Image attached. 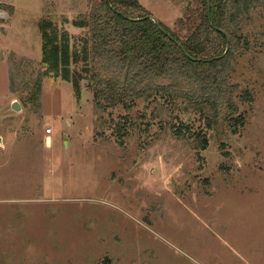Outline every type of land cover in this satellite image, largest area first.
<instances>
[{
  "label": "rangeland",
  "instance_id": "374dc122",
  "mask_svg": "<svg viewBox=\"0 0 264 264\" xmlns=\"http://www.w3.org/2000/svg\"><path fill=\"white\" fill-rule=\"evenodd\" d=\"M137 1L183 36L192 0ZM89 5L0 0V264H264V0L239 2L217 118L43 76L41 24L79 48Z\"/></svg>",
  "mask_w": 264,
  "mask_h": 264
},
{
  "label": "trees",
  "instance_id": "16d2710c",
  "mask_svg": "<svg viewBox=\"0 0 264 264\" xmlns=\"http://www.w3.org/2000/svg\"><path fill=\"white\" fill-rule=\"evenodd\" d=\"M239 2L192 0L177 21L182 36L158 22L159 30L137 0H90L86 17L76 25L88 32L79 48L70 49L66 35L58 37L41 24L43 76L69 82L75 93L84 81L94 100L108 107L127 108L160 95L217 118L231 96L227 75L240 39ZM226 36L229 49L216 60L225 50ZM117 131H123L119 124Z\"/></svg>",
  "mask_w": 264,
  "mask_h": 264
},
{
  "label": "water",
  "instance_id": "95a60500",
  "mask_svg": "<svg viewBox=\"0 0 264 264\" xmlns=\"http://www.w3.org/2000/svg\"><path fill=\"white\" fill-rule=\"evenodd\" d=\"M207 4H208V1H207ZM145 18L151 20V21L154 23V25H155L159 30H161V27L159 26L158 21H157L155 18H153L152 16H147V17H145ZM139 20H141V19H139ZM139 20H132V21L137 22V21H139ZM228 49H229V44H228V38H227V36H226L225 50H224V52H223V54H222L221 56H219V57H217V58H215V59H216V60H219V59L223 58V57L225 56V54L227 53ZM13 108L16 109L15 106H13Z\"/></svg>",
  "mask_w": 264,
  "mask_h": 264
},
{
  "label": "built area",
  "instance_id": "2783aa9c",
  "mask_svg": "<svg viewBox=\"0 0 264 264\" xmlns=\"http://www.w3.org/2000/svg\"><path fill=\"white\" fill-rule=\"evenodd\" d=\"M46 133H48V134H49V133H50V130H47V131H46Z\"/></svg>",
  "mask_w": 264,
  "mask_h": 264
}]
</instances>
